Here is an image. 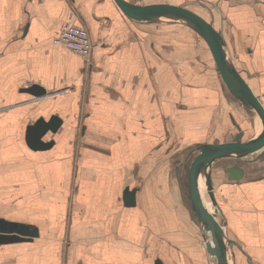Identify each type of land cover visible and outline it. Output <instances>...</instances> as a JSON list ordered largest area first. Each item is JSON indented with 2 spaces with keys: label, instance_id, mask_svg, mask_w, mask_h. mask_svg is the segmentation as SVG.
Listing matches in <instances>:
<instances>
[{
  "label": "crops",
  "instance_id": "0c3cea01",
  "mask_svg": "<svg viewBox=\"0 0 264 264\" xmlns=\"http://www.w3.org/2000/svg\"><path fill=\"white\" fill-rule=\"evenodd\" d=\"M130 1L183 5L204 18L197 6H224L236 68L264 104V0ZM158 21L131 19L115 0H0V225L37 230L0 244V264H74V248L88 251L87 264L90 251L98 264L213 259L170 157L184 158L181 144L233 140L234 114L247 121L248 107L217 67L188 63L197 52L186 38L195 37ZM67 23L89 31V58L53 42ZM35 83L45 94L24 90ZM52 115L61 125L42 139L53 144L31 147L28 127ZM254 129L245 140L260 134V120ZM233 166L241 178H230ZM210 172L228 264H264V147L221 157ZM59 232L74 248L58 247Z\"/></svg>",
  "mask_w": 264,
  "mask_h": 264
},
{
  "label": "water",
  "instance_id": "95a60500",
  "mask_svg": "<svg viewBox=\"0 0 264 264\" xmlns=\"http://www.w3.org/2000/svg\"><path fill=\"white\" fill-rule=\"evenodd\" d=\"M121 10L131 19L137 21H157L172 19L181 21L196 30L207 42L214 57L218 71L233 96L250 109H254L262 120V131L253 139L243 140V132L236 134L234 140L208 143L202 146V152L191 163L188 173V192L191 198L192 207L197 219L204 225V229L209 232L212 241L206 242V249L209 255L216 257L215 264H228V248L230 238L224 230V222L217 218L216 210L210 212L205 206L199 188V178L204 173L206 191L210 204L217 207V200L211 182L210 167L217 159L225 156L236 155L242 157L256 152L264 147V104L251 88L245 77L239 72L230 60L224 48V39L214 25L194 10L173 3H151L138 4L130 0H115ZM25 91L33 95L45 94V88L40 84H32ZM61 118L52 115L48 120L39 118L34 124L28 127L27 140L33 148H46L53 144V141H45L42 137L49 131H57L61 125ZM230 178H241L242 170L236 166L227 168ZM133 196H127L132 199ZM0 225V244L24 240L27 237L37 235V230L23 224ZM155 264H161L156 260Z\"/></svg>",
  "mask_w": 264,
  "mask_h": 264
},
{
  "label": "rangeland",
  "instance_id": "374dc122",
  "mask_svg": "<svg viewBox=\"0 0 264 264\" xmlns=\"http://www.w3.org/2000/svg\"><path fill=\"white\" fill-rule=\"evenodd\" d=\"M139 1H145V0H139ZM147 4H151V3H147ZM197 10L199 12H201L202 14L205 15L206 19L211 22L213 25H215L217 27V30L221 33V35L223 36L224 39V48L227 52V55L229 56L230 60L232 61V63L235 65V67H237L236 65V60H235V55L237 54V45H233L231 43V29L233 26V20L231 19V17L227 14L225 7L224 6H197L196 7ZM158 21V20H157ZM165 23L164 27L167 28V24H178L179 27L181 29H184L187 35H192L193 37H195V39H189L186 38L187 42H186V48L187 50H196L197 55L196 56H190L187 61L188 63L192 62V61H197L199 62V64H202V67H208V66H215L216 62L214 60V57L211 53V50L209 49L207 42L205 41V39L193 28H191L190 26H188L187 24L181 22V21H176V20H172V19H163V20H159L157 23ZM191 42V43H189ZM195 42V44H194ZM190 44H194L193 46H191ZM194 57V58H193ZM238 69V68H237ZM218 70V68H217ZM239 70V69H238ZM241 71H243L244 73H248L247 70L241 69ZM240 72V70H239ZM241 74H243L242 72H240ZM219 76L221 78V75L219 73ZM244 76V75H243ZM245 77V76H244ZM247 110V121L242 122L241 119L237 118V115L234 114V124H233V140L235 139L234 137L236 136L237 133L239 132H245L244 136H243V140L246 139L247 135H251L253 133H255V129L254 126L258 125V121L260 120V123H262V120L259 116V114L254 110V109H250V108H246ZM245 129V130H244ZM210 143L209 140H204L199 142L198 144L194 145V144H181L182 146H187L186 149L184 150V158L183 157H177V155L175 154L174 156L171 155L170 160L172 162V171L171 172V177L175 178V179H182L184 180L186 186L188 185V173H189V169L191 166V163L194 161V159L202 152V146L205 144ZM239 157V156H237ZM177 158L183 159L184 162L182 163L181 160H177ZM175 176H174V175ZM132 187L130 185H126L123 189L124 192H122V200L124 201V203H126V200L124 198V195L128 194V192H130L132 189ZM187 197L189 192H185L184 193ZM204 196H205V200L206 203L208 204L209 208L214 211L215 209L213 208L212 204H210L209 201V197L206 191V184L204 186ZM191 208L194 212V215L196 216V213L192 207V203H191ZM197 217V216H196ZM63 220L66 221V224H64L63 227L67 226V217L65 215V217L63 218ZM202 224V223H201ZM203 228L204 225L202 224ZM62 232H59L56 236L58 239V247L59 248H67V247H72V239L70 238V236H66L63 235ZM208 236H203V240H202V245L204 247H206L205 245V241L207 240ZM80 242V241H79ZM81 247V246H79ZM207 250V249H206ZM88 251H83L82 249L79 248H74V250L71 252L72 254V260L74 262V264H87L86 259L87 258L84 254L87 253ZM148 254L150 256H153L152 252H148ZM88 257L90 261V264H98L97 263V252L96 251H90L88 254ZM154 257V256H153ZM151 261V259H149ZM214 259H208L207 264H215L213 263ZM211 262V263H209Z\"/></svg>",
  "mask_w": 264,
  "mask_h": 264
},
{
  "label": "built area",
  "instance_id": "2783aa9c",
  "mask_svg": "<svg viewBox=\"0 0 264 264\" xmlns=\"http://www.w3.org/2000/svg\"><path fill=\"white\" fill-rule=\"evenodd\" d=\"M55 44H62L73 53L87 59L91 55L93 42L89 31L75 23L64 24L53 39Z\"/></svg>",
  "mask_w": 264,
  "mask_h": 264
},
{
  "label": "bare ground",
  "instance_id": "6f19581e",
  "mask_svg": "<svg viewBox=\"0 0 264 264\" xmlns=\"http://www.w3.org/2000/svg\"><path fill=\"white\" fill-rule=\"evenodd\" d=\"M205 176L206 175L204 173L201 175V177L199 178L198 184H199V188H200V191H201V196H202L203 202H204L205 206L208 208V210L210 212H212V210L209 208L208 204L206 203L205 196H204ZM208 238H209V241L213 242V239L211 238L210 234L208 235ZM211 257L214 259L213 262L215 263L216 262V257L215 256H211Z\"/></svg>",
  "mask_w": 264,
  "mask_h": 264
}]
</instances>
